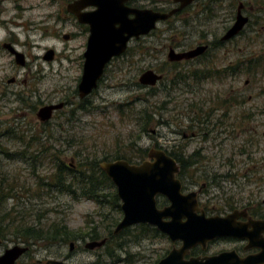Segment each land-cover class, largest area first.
I'll use <instances>...</instances> for the list:
<instances>
[{"label":"rangeland","instance_id":"1","mask_svg":"<svg viewBox=\"0 0 264 264\" xmlns=\"http://www.w3.org/2000/svg\"><path fill=\"white\" fill-rule=\"evenodd\" d=\"M27 3L26 1L24 4ZM214 6V18L210 21L206 18L208 12L198 20L196 10L190 8L181 16L182 22L178 23V27L173 18L168 22H159L151 31L147 42L136 45L132 63L119 59L108 65L99 86L84 108L77 107L80 99L74 93L81 75L79 71L67 67L69 61L62 62L65 69L57 68L53 73L51 65L46 61L40 67L48 73L18 75L19 81L21 77L23 79L22 95L27 99L24 100V105L16 112V103L10 100L11 96L8 100H0V179L3 192L11 193L0 204V214H3L9 231L0 237V254L7 247L26 245L11 233L18 225L40 227L59 222L83 236V232L92 224L99 223L104 216L102 213L106 209H99L91 200L74 199L54 187L41 184L42 181H49L55 161L52 155L71 163H76L81 154L99 158L108 155L111 161L120 155H136L139 145L150 148L159 145L170 147L181 140V126L191 122L184 112L190 109L187 107L188 102L196 105L191 106L188 115L194 110L202 114L211 106L212 119L216 117L214 130L206 139L192 137L193 139L187 138L184 141L190 151L200 146L205 147L202 153L206 156L204 164L209 165V169L197 171L198 174L205 175L197 186L201 181L210 179L206 195L233 197L238 200L264 197V27H260L264 26V18L255 28L248 27L242 36L212 51L211 65L217 68L229 62L235 64L248 57L247 61L236 65L241 67L238 73L222 79L205 80L196 85L174 82V86L169 88L171 80L177 77V70L184 72L187 69L193 72L199 68L197 61L182 62L176 67L174 63L167 64L166 54L170 45L177 51L189 49L195 45V38L202 33L211 31L218 37L224 27L231 23L229 17L232 13L229 9L220 8L219 2ZM54 9L45 6L19 11L18 20H23L24 26L14 29L24 45L27 63L34 70L38 68V65L35 67V60L43 53V48L55 46L61 52L64 47H73L80 42L78 38L67 43L52 35L51 38L50 35L41 38L40 32L30 27L33 20H41L50 10L53 14ZM13 15L14 11L9 8L4 17L9 19ZM59 26L51 16V33ZM69 26L67 24L62 30H69ZM5 33L6 30L0 28V37ZM256 58L260 59L259 66L254 65ZM6 61L10 63L9 57ZM57 63L53 66L58 67ZM204 63L209 64L210 60ZM148 68L159 70L158 72L166 70V76L162 80L164 83L154 87V94L148 93V87L138 83L140 73ZM11 75H15L11 67L8 68L7 76L0 73V93L4 91L5 79ZM197 87L200 91L193 94V88ZM8 89H14V86L8 85ZM168 89H172L171 100L164 102ZM63 97H68L69 105L55 114L48 124L37 119L35 113L42 104ZM139 98H146L144 103L149 106V111L155 110L158 105L167 107L161 108L162 116L158 120H152L147 125L148 132L143 134H138L140 120L137 121L134 117L136 109L143 105ZM201 106L202 112L199 108ZM165 117H169L168 125L162 123ZM10 128L12 133L15 132L16 138L5 134ZM176 129L180 131L175 132ZM188 131L187 134L190 133ZM31 134L37 136L36 139H32ZM8 152H18L21 155L14 158L6 155ZM213 174L221 176L220 179L215 178L219 185L212 182ZM105 224L106 222L100 224L101 232L106 230ZM135 231L131 229L124 239L128 253L124 254L122 251L120 256L126 260L111 258L106 254L105 246L86 249L84 242L90 238L82 239L78 236L65 243L32 241L28 244L29 252L19 258L18 264H37L36 261L42 258L63 260L64 264H151L172 248V242L166 236L144 237L137 241L132 236ZM70 242L74 243L71 250ZM175 244L178 246V243ZM98 255L101 256L98 258Z\"/></svg>","mask_w":264,"mask_h":264},{"label":"flooded vegetation","instance_id":"2","mask_svg":"<svg viewBox=\"0 0 264 264\" xmlns=\"http://www.w3.org/2000/svg\"><path fill=\"white\" fill-rule=\"evenodd\" d=\"M26 1L28 3L25 5L24 3ZM75 1L76 0H34V2H31L29 0H0V28L6 30L5 35L0 37V73L2 72L4 73L5 76H7V71L8 68L10 67L15 72V75H11L9 78L7 77L5 79L6 81L4 84V91L0 93V100L3 99L8 100V98H10L11 96L10 100L16 103L15 106L16 112L22 107V105H24V100H27L22 95L23 79L21 77L19 81L18 75L24 76V75H37L40 73H48L46 69L40 67V64H43V62L46 61L48 65H51V73H53L56 71L57 68L58 70L65 69L62 67L64 66L62 63L64 60L69 61V65L67 67L73 69L76 72L79 71L80 75H82L84 61L86 59L85 54L88 49L89 37L91 35V26L88 22H80L78 20L76 13L73 10H71V4L74 3ZM119 2H120V8H122L123 10L150 9L153 11L168 12L178 6V3H175L173 0H119ZM216 2L220 3V8L229 9V11L232 13V15H230L229 17L231 23L224 27L223 32L218 37L215 35V33L211 31L207 32L206 34L202 33L201 35L195 38L194 40L195 45L189 49L186 50L182 49L180 51H177L173 45H170L168 52L166 54L167 64L171 62V64L174 63L176 67L180 65L182 62L197 61L199 63V68L194 69L193 72H190L187 69H184V72H182L181 70L180 71L177 70L176 71L177 77L171 80L172 84L170 85L169 88H172L174 86V82L185 85H187L186 83L188 82L190 83L189 85H191V83H195L196 85L199 84V82L201 83L204 82L205 80L222 79L229 76L231 74L230 67L233 64L229 62L223 64L219 68L214 67L213 65H211L213 63L211 57L212 51L217 48L224 47L225 45H227L228 42L232 41L236 37L242 36L248 27L253 26L255 28V26L260 23L261 19L264 18V0H193L191 3L187 4L181 10H179L178 12L174 13L172 16L164 20V22L171 21L172 18L176 19L177 27H178V23H180V21L182 22L181 16L183 15V13H186L190 8L196 10L198 20H201L205 16L206 12H208V16L206 17L208 21L213 20L214 12H215L214 4ZM45 6H47L50 9L51 7H54L55 8L54 13L51 14V10H50V13H47L46 15L42 16L41 20L40 19L33 20L30 27L36 32L39 31L41 38H46V36L48 35H50L51 38L52 35L54 38L63 39L67 43L72 42L78 38L80 39V42L79 45L73 47H67V46L64 47L61 52L60 50L57 51L55 46H48L43 48V53L40 54L35 60L36 61L35 67H37L38 65V68L34 70L33 68H30L29 64L27 63L28 57L27 54L23 51L24 45L22 44L18 36V33L15 31L14 28L19 26L20 27L24 26L23 20H18L19 11H23L26 9L28 10L39 9ZM9 8H11L14 11V15L13 17H10L8 19L4 16L6 15ZM109 8H112V6H109ZM96 9L97 7L93 4H85L83 6L81 5L79 6L78 12L85 16V15H89ZM51 16L54 18V21L56 20V22L60 24L59 28L57 30H54L52 33H51ZM239 16L246 18V22L244 23L243 27L234 36L224 39L223 38L224 34L232 26V24L236 21V19ZM128 18L129 19L134 18V14L132 12L129 13ZM88 19L92 20L93 18L89 16ZM67 24L70 25L69 30L67 31L62 30V28H64V26H66ZM157 24L155 28L157 27ZM260 27H264V26L261 25ZM151 31L152 30H150L146 34H141L138 37H134V36L130 37L127 40L125 50L120 55L112 57L111 60L107 62L103 74L98 80L97 87L99 86L100 81L102 80V77L105 74L108 65L112 61H117L119 59H126L127 60L126 62L128 64H130V62L132 63L131 59L133 56H135L136 45L141 42H147L148 38L151 37ZM198 46H206V47L202 53L196 55L195 57L188 59L183 58L181 60H170L169 58V50L171 49H173L176 52H183ZM145 48L148 47L145 46ZM49 50L53 51L50 58L47 57V51ZM16 52L23 54V59L18 57V60L22 59L23 61L22 63H20L21 61L18 62ZM7 57H9L10 63H7L6 61ZM203 59H206L207 61L210 60V63L205 64L204 61L206 60ZM247 59L248 57L245 60H241V63L247 61ZM56 62H58L57 63L58 67L53 66ZM202 64H204V66H201ZM236 64L237 63H235L234 65ZM148 69H152V68H148ZM148 69H144L140 73V75ZM235 70L240 71L241 67H237ZM154 71L161 74V79H159L156 82V84L153 86L142 85L144 87H148L149 90L154 88L159 83H164V81L162 82V80H164L166 76V70H163V72H158L159 70L158 71L154 70ZM202 71H205V73L206 71H209L211 76L209 78L201 79L197 75L201 74ZM187 72L192 73L193 80L187 78L186 80L187 82H184L182 76L184 74H187ZM195 78H200V79L196 80ZM79 82L80 79L77 83L76 89L74 90V93H77L78 97H79L78 94ZM138 83L141 85L139 79H138ZM8 85H13L14 89H8ZM95 89H93L90 94L84 97H79L80 100L77 103L78 108L85 107L86 102H89V97H91V94L94 93ZM8 90L10 92H8ZM171 90L172 89L166 90L168 94L165 95L166 100L164 102H169L171 100L170 99L172 96ZM199 91H200L199 87H197L196 89L193 88L192 93L194 94ZM67 99L68 97L57 98V100L56 99L49 100L48 102L42 104L43 106L46 104H55L58 102L64 103V105L61 108L53 110L52 116L48 120H44V121L40 120L37 116L38 110L36 111L35 116L43 124H48L55 114L60 113L65 106L69 105L70 100ZM191 106L194 107L196 105H192V103L188 102L187 107H190V109L189 111H184L187 113V117L190 118L191 122L189 125L181 126L182 138L178 143H173L170 147L165 146V148L162 145H159L158 147L155 146L156 148L142 147L139 145L138 147H142L145 150H147L145 154L147 156L146 158L138 159L132 163H140L143 160L149 159L148 152L151 149L163 150L167 155L173 157L178 165L179 168L178 178L180 179L182 185V192L196 193L197 209L195 210V213L197 215H204L207 218H211V217L226 218L228 216L234 215V217L232 218V225L234 227L240 226L246 232L245 236L223 235L208 240L205 243V245L196 244L184 256L185 259L189 257L213 256L223 252L225 253L232 252L233 255L236 254L241 259L258 254L259 252L262 251L264 246V197H260V198L249 197L238 200V199H234L233 197L206 195L208 186H210V183H208V181H211L210 179H205V181H201L199 186H197L198 182H200V180L204 179L205 177L203 173L198 174L197 171H204L209 169V165L204 164L206 161L205 160L206 156L204 155V153H202V151L203 148L205 147L200 146V148L198 147L190 151L188 149V145L184 144V141L187 138H192V137L197 139H200L202 137V139H206V136L207 135L209 136V133H211L214 130V119L216 117L212 119L213 109L211 106L204 113L202 112V106L199 107L201 109L202 114H199L198 110L196 111L194 110V112H192L191 115H188V113L191 112L190 111ZM162 107L164 109L167 108L165 105H163ZM195 113L197 115H195ZM170 116L172 115H169V117ZM169 117L167 118L165 117L164 119H162V123L168 125ZM179 131L178 129L175 130V132H179ZM187 131L190 133L187 134ZM173 146H176V148H173ZM215 178L220 179L221 176L218 174L217 175L213 174L212 176V182L215 183L217 182V184L219 185V182L215 181ZM156 204L158 208H162L168 205L169 202L164 196L158 195L156 197ZM103 238H105L107 241V237H103ZM257 242H260V244H258ZM176 243H178V246H180L181 244L180 241ZM173 246L178 247L176 246L175 243H172V247ZM29 250H30V246L27 247V250L22 255L27 254ZM47 259L48 258L38 259L36 263L46 264ZM18 262L19 259L16 261V264H18Z\"/></svg>","mask_w":264,"mask_h":264},{"label":"water","instance_id":"3","mask_svg":"<svg viewBox=\"0 0 264 264\" xmlns=\"http://www.w3.org/2000/svg\"><path fill=\"white\" fill-rule=\"evenodd\" d=\"M173 1L178 3V6L168 12L150 9L123 10L120 8L119 0H76L71 4V10L76 13L78 20L88 22L91 26L86 59L78 84L79 97L90 94L97 87L107 62L125 50L126 42L130 37L148 33L158 22L166 20L193 0ZM85 4H93L97 9L84 16L78 12V8ZM131 12L134 18L129 19L128 14ZM89 16L93 19H88ZM245 22L246 18L239 16L223 38L227 39L237 34ZM205 47L198 46L183 52L171 49L169 58L170 60L192 58L202 53ZM52 52V50L47 51L48 58L51 57ZM16 55L17 60L18 57L23 59V54L16 52ZM22 59L18 62L22 63ZM138 79L141 85L153 86L161 79V74L148 69ZM63 105V102L43 105L38 109L37 116L42 121L48 120L53 110ZM148 157L149 159L140 163H130L125 159L100 163V168L114 184L121 201L122 217L115 226L113 234H118L123 229L136 224H149L165 234L172 243L181 242L180 246H173L156 264H264V246L258 254L242 259L232 252L185 259L184 256L196 244L205 245L208 240L223 235L245 236L246 232L240 226L232 225L234 215L226 218H207L204 215H197L196 193L182 192L180 179L176 176L179 168L174 158L161 149L149 150ZM158 195L164 196L169 204L158 208L156 204ZM105 242V238L88 240L84 247L93 250L102 247ZM73 244L70 242V250ZM26 250L27 246L18 244L6 248L0 254V264H16ZM46 264H64V261L48 259Z\"/></svg>","mask_w":264,"mask_h":264},{"label":"trees","instance_id":"4","mask_svg":"<svg viewBox=\"0 0 264 264\" xmlns=\"http://www.w3.org/2000/svg\"><path fill=\"white\" fill-rule=\"evenodd\" d=\"M254 65L259 66L260 59L256 58L254 59ZM252 63V62H251ZM237 64L241 65V61H238ZM236 64V65H237ZM253 64V63H252ZM236 65H232L231 68V74H236L239 71H236L237 68ZM240 67V66H238ZM249 68V66H248ZM197 75V74H196ZM201 79L203 78H209L211 75L209 71H202L201 74L197 75ZM187 78L190 80L192 79V73L187 72V74H184L182 76V79L184 82H187ZM200 78H195L196 80ZM179 82V81H178ZM189 85L190 83H186ZM154 88L150 89L148 93H152V90ZM166 98V96L164 95ZM146 98H139L140 102L143 104L140 108L136 109L134 117L137 118V121L140 120L138 123L140 125V129L138 134H143L148 132L147 131V125L152 120H157L162 116L161 113V106H156L155 110L152 109V111H149V106L145 104ZM159 122V121H158ZM12 128L6 131L5 134L8 135V137H15V132L12 133ZM30 137H33L32 139H36L37 136L30 135ZM39 138V137H38ZM141 148V149H140ZM173 148H176V146H173ZM131 149V148H130ZM142 150V151H141ZM136 155L132 157H122L117 156L116 159H126L129 162H134L138 159L145 158L146 150L142 147L136 148ZM8 156H14V158H17L21 153L15 152L13 154L6 153ZM54 158V167L51 171V175L49 177V181H42L41 184H47L51 187H54L57 191L66 193L67 195H70V197L76 199V198H84L87 200H91L93 203H95L99 209H106L105 212L102 214L104 215L99 223H94L91 225V227L83 232V236L80 235V233H77L75 230L67 227L64 223L59 222H53L51 225L48 226H38V225H30V226H21L19 225L15 228L12 235L20 239L24 244H29L32 241H49L51 243H65L69 242L72 239L77 238L78 236L84 238H90V240H98L103 237H107V241L104 244L106 249V254L110 256L111 258H115L118 260H126L121 258L120 254L124 252V254H127L128 251L125 249V236L129 235V232L131 229H135L136 231L132 234L133 238L139 241L140 238L149 237H164L163 234H161L155 227L148 225V224H139L134 225V227H128L123 229L121 232H119L117 235L113 234L114 227L118 223V221L121 219V207H120V199L117 195L116 188L112 181L107 177L105 172L100 168V162L104 160H109L108 155H105L102 158H99L95 155H80L78 158V161L76 163L66 162L63 159H57V155H52ZM179 176V175H178ZM4 187L1 185V179H0V204L3 200L7 197V195L11 193H4L3 192ZM111 211V212H110ZM3 214H0V237L5 236L8 234L7 229V223L3 220ZM105 224V231L101 232V223ZM87 224L88 223L87 221ZM123 251V252H122ZM101 255H98L99 258ZM117 257V258H116ZM96 259L97 262H99V259ZM158 260H155L151 264H155Z\"/></svg>","mask_w":264,"mask_h":264}]
</instances>
